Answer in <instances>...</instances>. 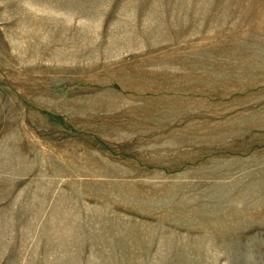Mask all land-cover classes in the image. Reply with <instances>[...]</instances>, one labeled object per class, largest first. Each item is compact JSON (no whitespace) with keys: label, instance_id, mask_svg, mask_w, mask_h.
I'll list each match as a JSON object with an SVG mask.
<instances>
[{"label":"rangeland","instance_id":"rangeland-1","mask_svg":"<svg viewBox=\"0 0 264 264\" xmlns=\"http://www.w3.org/2000/svg\"><path fill=\"white\" fill-rule=\"evenodd\" d=\"M0 264H264V0H0Z\"/></svg>","mask_w":264,"mask_h":264}]
</instances>
